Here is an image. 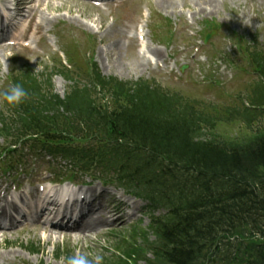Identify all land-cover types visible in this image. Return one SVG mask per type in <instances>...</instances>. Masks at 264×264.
<instances>
[{
    "label": "trees",
    "instance_id": "1",
    "mask_svg": "<svg viewBox=\"0 0 264 264\" xmlns=\"http://www.w3.org/2000/svg\"><path fill=\"white\" fill-rule=\"evenodd\" d=\"M247 54L263 80L257 84L258 96L254 101L258 102L255 106L261 107L264 105V56L257 49L248 50ZM99 81L105 87L112 86L116 98H124L126 104L120 111L108 114L91 101L88 90H72L63 105L78 121L79 135L93 140L95 134L102 137L119 134L160 148L164 146L163 150L175 156L178 179L188 173L197 181V189L194 181H177L175 203L169 205L171 216L155 228L158 237L167 239L168 260L173 264H199L204 252L216 247L214 252L225 264H264L259 260L260 255L264 257V127L246 138H223L216 135V124L233 123L242 118L239 112L226 110L220 116L207 117L204 111H198L195 105L179 96L152 89L146 83L129 86L117 81ZM131 91L134 95L126 99ZM43 99L46 117L32 101H26V107L39 114V128L49 120L57 125L58 120L65 119L60 117L62 103L57 96ZM208 109L217 110L214 106ZM256 114H251L252 120L258 117ZM242 115L247 117L248 113ZM206 131L210 132V138L206 137ZM84 153V157L96 159L93 150ZM145 190L154 199L161 191L154 183ZM165 198L171 200L170 195L165 194ZM244 220L247 221L244 223ZM227 229L239 237L234 254L210 240L214 233ZM117 264L128 263L120 260Z\"/></svg>",
    "mask_w": 264,
    "mask_h": 264
},
{
    "label": "rangeland",
    "instance_id": "2",
    "mask_svg": "<svg viewBox=\"0 0 264 264\" xmlns=\"http://www.w3.org/2000/svg\"><path fill=\"white\" fill-rule=\"evenodd\" d=\"M30 2V13L34 15L32 17H36V20L45 19L42 22L43 35L48 46L49 43L45 34L47 29L51 30L47 33L54 37V50L65 51L71 40L77 41L78 39L82 40L87 35L92 36L95 40V60L105 77H114L126 82L154 80L164 88H170L175 91L180 90L186 95L200 99L221 100V104L232 102L233 100L229 96L238 92L239 94L245 92L251 82L249 74L242 80V78L236 76V72L231 67L226 66L228 64L219 63L220 58L231 54L234 50L230 39L232 34L239 33L257 36L262 46H264V3H260L262 1L244 0L239 5L237 0H224V3L219 5V11L211 15L208 14L207 17L196 16V12L195 10L193 11L191 6L190 12L192 11V15L195 16V23H197L194 26L187 23L185 11L180 13V10L177 9L174 15L171 14L173 13L172 11L168 13L175 29V36L171 43L166 42L165 36L167 34H164L165 32L157 31L162 36L156 38L151 32L147 35V38L152 42H149V47L161 51L162 58L158 57L161 60L155 59L166 66L161 65L162 67H160L156 65L150 67L145 62L147 69L142 70L139 64L136 63L138 57L136 42L134 40L129 42L125 35L129 28H135L137 22L140 21L139 18L141 19L146 11L142 10L143 8L154 10H152L153 17L150 20H154L156 16L154 12H161L164 16L161 8L156 4L158 3L157 0H127L119 4L118 8L111 9V13H105L86 4L84 0H30ZM186 13H189V11ZM109 14H112V17L115 18L114 22L109 19ZM50 20H52L51 23ZM200 20H213L223 26L207 48L200 45L206 32L205 24H202V22L198 23ZM162 25L164 24L162 23ZM116 39L119 40L118 50L113 49ZM39 45L40 48L44 49L45 54L36 58L19 48L11 49L10 52H0V85L12 70L29 68L38 75L49 72L47 68L54 64L53 58L59 56V54H56L58 51L52 52L51 50L53 49L50 50V46L49 51L45 50L42 41ZM211 46L214 49L213 53L210 52L212 50ZM197 47H200L201 51L196 52ZM173 63L178 66L180 64L188 66L185 76L178 81L168 78ZM124 66H126V70L123 69ZM214 81L221 83V86H213L212 82ZM68 85L69 83L61 77L53 78L55 92L60 96L65 95ZM222 89L224 94L221 92ZM138 203L142 207L145 206L144 203ZM136 219H142V229L149 226L150 220L145 216L144 208L138 213ZM130 226L126 225L119 229H110L126 235L127 231L131 229L129 228ZM31 231L32 229L27 228L24 231L21 230L4 235L5 239H8L13 244L16 243L17 246L8 247L7 243H3L2 239H0L1 252L13 251L16 253V258L11 260L12 264H20L24 261L29 264H40L41 261L44 262L43 264H65L64 258L57 260L59 262H55L48 256L49 253L56 252L57 246L55 248L52 244H45V242L34 235L30 236ZM105 239L106 237L98 242L93 240L79 241L75 245L77 242L69 238L64 247L71 252V256L82 254L91 260L95 256L102 255L100 247L109 246L108 242H104ZM18 243L23 247L34 245L36 249H40L42 254L39 257L27 254L23 248H20L21 246ZM43 253L47 254V256L44 257Z\"/></svg>",
    "mask_w": 264,
    "mask_h": 264
},
{
    "label": "bare ground",
    "instance_id": "3",
    "mask_svg": "<svg viewBox=\"0 0 264 264\" xmlns=\"http://www.w3.org/2000/svg\"><path fill=\"white\" fill-rule=\"evenodd\" d=\"M191 1L194 4V8L197 10V14H202V15L213 14V13L218 12L219 11L218 10L219 5H221L218 0H191ZM237 1H238L239 5H241L242 2H244V0H237ZM20 2L22 4H27V3H30V0H21ZM157 2L165 10L169 11V10L175 8V5L173 4L174 2H172V0H157ZM118 47H119V40L116 39V41L113 44V49L118 50L119 49ZM158 51H157V49H155V52L152 54L153 55L155 54L156 56L159 57L161 51L160 50H158ZM142 61H143V59L137 58L136 63L139 64V66L142 70H146L147 67L144 63H142ZM136 63H135V65H136ZM123 69L126 70L127 69L126 66H124ZM101 224H102V222H99V220L94 219L93 217H89L86 221L85 226L77 228L75 230V232L79 235H83L84 237H87L89 234H94L96 232L95 231L96 228ZM5 258H6V256H3V255L1 256V254H0V259H5Z\"/></svg>",
    "mask_w": 264,
    "mask_h": 264
},
{
    "label": "clouds",
    "instance_id": "4",
    "mask_svg": "<svg viewBox=\"0 0 264 264\" xmlns=\"http://www.w3.org/2000/svg\"><path fill=\"white\" fill-rule=\"evenodd\" d=\"M27 97L25 89L19 85H13L0 94V98L9 104H19ZM102 257L95 256L94 259H89L84 255L70 256L66 259L65 264H101Z\"/></svg>",
    "mask_w": 264,
    "mask_h": 264
}]
</instances>
